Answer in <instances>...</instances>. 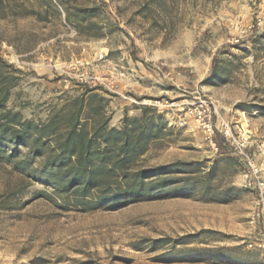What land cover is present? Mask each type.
Listing matches in <instances>:
<instances>
[{"label": "rangeland", "instance_id": "374dc122", "mask_svg": "<svg viewBox=\"0 0 264 264\" xmlns=\"http://www.w3.org/2000/svg\"><path fill=\"white\" fill-rule=\"evenodd\" d=\"M0 57L18 76L7 110L45 122L90 92L120 129L150 108L169 133L139 168L183 162L196 185L189 198L84 210L22 176L2 145L0 264H264L259 195L240 152L264 180V0H0ZM194 92L215 104L216 132L230 128L231 142L218 133L224 154L164 107Z\"/></svg>", "mask_w": 264, "mask_h": 264}, {"label": "trees", "instance_id": "16d2710c", "mask_svg": "<svg viewBox=\"0 0 264 264\" xmlns=\"http://www.w3.org/2000/svg\"><path fill=\"white\" fill-rule=\"evenodd\" d=\"M17 81V71L0 57V146L10 147L3 157L22 176L71 197L84 210H116L141 201L192 196L196 185H189V176H184L186 163L139 168L138 158L148 146L169 133L152 109L142 108L139 118L125 119L116 129L108 125V100L87 92L65 102L45 122L35 123L5 108ZM215 143L217 152L224 154L219 136ZM173 187L182 190L172 192Z\"/></svg>", "mask_w": 264, "mask_h": 264}, {"label": "built area", "instance_id": "2783aa9c", "mask_svg": "<svg viewBox=\"0 0 264 264\" xmlns=\"http://www.w3.org/2000/svg\"><path fill=\"white\" fill-rule=\"evenodd\" d=\"M243 30L239 31V34H243ZM240 38V37H239ZM237 38L235 42L238 41ZM136 103L135 101H132ZM165 108L177 111V113L183 114L184 116H188L192 118L195 122L196 127L204 136L209 146L217 150L215 138L218 136V133L221 137L224 138L227 142H231L232 135L230 132V128L227 124H222L221 130L216 132V128L214 125V116L216 115V106L215 104L194 92L190 98H180L175 103H165ZM241 147H244L243 145ZM243 162L245 163L246 172L243 175L244 183L247 187L256 189L259 195V215L258 219L261 220L263 225V232L261 234V245L264 247V180L260 176V168L257 162L250 156L249 154L243 153V148L240 149Z\"/></svg>", "mask_w": 264, "mask_h": 264}]
</instances>
